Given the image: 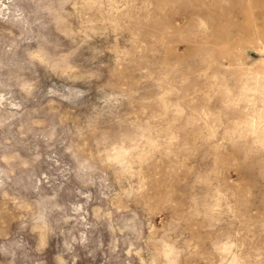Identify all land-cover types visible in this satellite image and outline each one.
<instances>
[{"label": "rangeland", "instance_id": "rangeland-1", "mask_svg": "<svg viewBox=\"0 0 264 264\" xmlns=\"http://www.w3.org/2000/svg\"><path fill=\"white\" fill-rule=\"evenodd\" d=\"M0 264H264V0H0Z\"/></svg>", "mask_w": 264, "mask_h": 264}]
</instances>
